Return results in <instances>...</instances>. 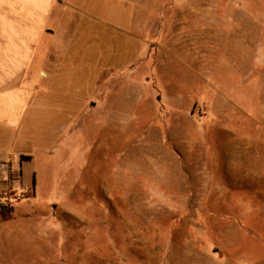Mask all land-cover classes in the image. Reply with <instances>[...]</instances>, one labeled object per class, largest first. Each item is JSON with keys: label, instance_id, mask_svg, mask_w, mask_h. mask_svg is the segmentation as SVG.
<instances>
[{"label": "rangeland", "instance_id": "rangeland-1", "mask_svg": "<svg viewBox=\"0 0 264 264\" xmlns=\"http://www.w3.org/2000/svg\"><path fill=\"white\" fill-rule=\"evenodd\" d=\"M70 11L0 137V264H264V0Z\"/></svg>", "mask_w": 264, "mask_h": 264}, {"label": "crops", "instance_id": "crops-1", "mask_svg": "<svg viewBox=\"0 0 264 264\" xmlns=\"http://www.w3.org/2000/svg\"><path fill=\"white\" fill-rule=\"evenodd\" d=\"M146 3L147 0H0V137L18 130L37 101V86L30 80V70L39 57L44 62L46 42L58 48L56 52L65 51V37H71L72 32L62 25L70 9V13L80 12L84 17L101 20L107 18L98 15L102 11L123 15L129 10L141 11ZM96 9L101 12L97 14ZM4 161L0 157V163Z\"/></svg>", "mask_w": 264, "mask_h": 264}, {"label": "trees", "instance_id": "trees-1", "mask_svg": "<svg viewBox=\"0 0 264 264\" xmlns=\"http://www.w3.org/2000/svg\"><path fill=\"white\" fill-rule=\"evenodd\" d=\"M35 184V175H33V185ZM1 213L3 214V213H5V212H3V211H1Z\"/></svg>", "mask_w": 264, "mask_h": 264}]
</instances>
